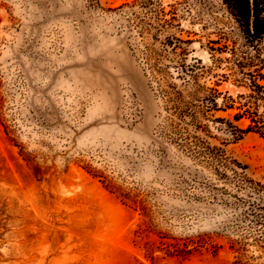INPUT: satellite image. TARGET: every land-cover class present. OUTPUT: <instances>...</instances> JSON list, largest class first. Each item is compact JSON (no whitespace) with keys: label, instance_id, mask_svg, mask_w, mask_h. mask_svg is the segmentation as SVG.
I'll list each match as a JSON object with an SVG mask.
<instances>
[{"label":"rangeland","instance_id":"1","mask_svg":"<svg viewBox=\"0 0 264 264\" xmlns=\"http://www.w3.org/2000/svg\"><path fill=\"white\" fill-rule=\"evenodd\" d=\"M0 264H264V38L228 0H0Z\"/></svg>","mask_w":264,"mask_h":264},{"label":"trees","instance_id":"2","mask_svg":"<svg viewBox=\"0 0 264 264\" xmlns=\"http://www.w3.org/2000/svg\"><path fill=\"white\" fill-rule=\"evenodd\" d=\"M228 3L232 7L235 15L238 16L239 19H241L244 25H247V30H248V15H249L248 0H228ZM259 4H262L261 9L263 10L259 8ZM253 10H254V18H253L254 33H261L264 31V0H253ZM260 12H262L263 15H260V17H258V13L260 14Z\"/></svg>","mask_w":264,"mask_h":264},{"label":"water","instance_id":"3","mask_svg":"<svg viewBox=\"0 0 264 264\" xmlns=\"http://www.w3.org/2000/svg\"><path fill=\"white\" fill-rule=\"evenodd\" d=\"M248 3H249L248 32L255 39L264 38V31L261 33H258V34L254 33V29H253V18H254L253 0H248Z\"/></svg>","mask_w":264,"mask_h":264},{"label":"flooded vegetation","instance_id":"4","mask_svg":"<svg viewBox=\"0 0 264 264\" xmlns=\"http://www.w3.org/2000/svg\"><path fill=\"white\" fill-rule=\"evenodd\" d=\"M256 34H258V33H256ZM251 37H253V36H251ZM254 38V37H253Z\"/></svg>","mask_w":264,"mask_h":264}]
</instances>
